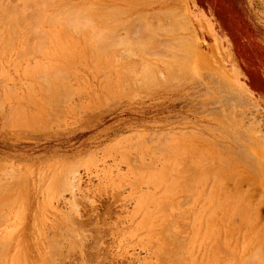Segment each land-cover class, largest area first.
Wrapping results in <instances>:
<instances>
[{"label": "rangeland", "instance_id": "obj_1", "mask_svg": "<svg viewBox=\"0 0 264 264\" xmlns=\"http://www.w3.org/2000/svg\"><path fill=\"white\" fill-rule=\"evenodd\" d=\"M22 1L0 4L19 18L0 19V264H264V0H24L31 16Z\"/></svg>", "mask_w": 264, "mask_h": 264}, {"label": "bare ground", "instance_id": "obj_2", "mask_svg": "<svg viewBox=\"0 0 264 264\" xmlns=\"http://www.w3.org/2000/svg\"><path fill=\"white\" fill-rule=\"evenodd\" d=\"M3 1H5V2H3ZM3 1H2L1 3H3V4L6 3V0H3ZM13 1H14V0H13ZM19 1H20V0H19ZM23 1H24V0H23ZM23 1H22V2H23ZM26 1H27V0H26ZM26 1H25V3L23 2V3L20 4V8L17 6V5L19 4V2H18V4L16 5V2H17V1L15 2V5H16V6H15V5H12V6L17 7L16 9H18V12H19V13L21 12L20 10L22 9V11H23V12H21V15H22L24 12H26L25 9H27V8H25V9H24V8H21V5L24 6V4H26ZM31 1H32V0H30V3H31ZM35 1H36V0H35ZM41 1H42V0H40V2H41ZM51 1H52V0H51ZM7 2H8V1H7ZM11 2H12V1H11ZM11 2L8 3V5H9L10 8L12 7L11 4H14V3H11ZM33 2H34V1H33ZM33 2H32V3H33ZM40 2L38 1V3H40ZM89 2H90V1H89ZM97 2H98V1H97ZM1 3H0V4H1ZM87 3H88V2H87ZM104 3H105V2H104ZM36 4H37V2H36ZM36 4L33 5V6H36ZM97 4H98V3H97ZM120 4H121V3H120ZM125 4H126V3H125ZM1 5H2V4H1ZM1 5H0V6H1ZM8 5H7V6H8ZM37 5H38V4H37ZM2 6H3V5H2ZM2 6H1V7H2ZM23 6H22V7H23ZM27 6H31V5H30V4L28 5V2H27ZM33 6H32V11H33V9H34ZM91 6H92V8L94 7L92 4H91ZM97 6H98V5H97ZM103 6H104V5H103ZM107 6H108V5H107ZM25 7H26V5H25ZM79 7H80V6H79ZM79 7H77V8L79 9ZM82 7H83V6H82ZM85 7H86V5L84 6L83 9H85L86 11H88ZM88 7H90V6H88ZM95 7H96V6H95ZM95 7H94V9H95ZM101 7H102V6H101ZM109 7H111V6H109ZM109 7H108V8H109ZM112 7H113V6H112ZM120 7H121V6H120ZM129 7H130V6H129ZM2 8H3V10H4L5 6L2 7ZM7 8H8V7H6V9H7ZM37 8H38V7H37ZM80 8H81V7H80ZM90 8H91V7H90ZM90 8H89V9H90ZM92 8H91V9H92ZM96 8H98V7H96ZM114 8H115V7H114ZM114 8H112V9L114 10ZM121 8H122V7H121ZM127 8H128V7H127ZM0 9H1V8H0ZM78 9L74 10L73 12L77 11ZM83 9H79V11L82 10L81 12H84L85 10H83ZM94 9H92V10L94 11ZM99 9H100V6H99ZM116 9H117V10H116L117 13H118L119 10H120V13H122L123 15H125V14L123 13L124 11L121 12V11H122L121 9H118V8H116ZM10 10L12 11L13 9L11 8ZM14 10H15V9H14ZM24 10H25V11H24ZM34 10H35V9H34ZM95 10H97V9H95ZM109 10H111V8L108 9V10H106V11L109 13ZM0 11H1V14H2V12H4L5 10L2 11V9H1ZM7 11H8V9H7ZM7 11H6V12H7ZM86 11H85V12H86ZM99 11H100V10H99ZM104 11H105V9H104ZM106 11H105V12H106ZM125 11H126V10H125ZM6 12H5V13H6ZM12 12H14V13L16 14V11H12ZM12 12H9V13L11 14ZM27 12L29 13L30 11H27ZM27 12H26L25 14H27ZM34 12H35V11H34ZM38 12H39V8H38ZM81 12H80V13L78 12L77 14L82 15V18H84V19H82L81 16H80L81 19H80V18H79V19H80L81 21L84 20L82 23H84L85 21H86L85 23H87V25L85 24L86 26L83 24V25L81 26V28L84 27V29H83V28H82V29L86 31V30H87V27H88V30H89V29H90V26H88V22H89V23H90V22H94V21H89V20H88V22H87V19L90 18V17L88 16L90 11H88V15H83L85 12L82 13V14H81ZM100 12H101V11H100ZM111 12H112V11H111ZM114 12H115V11H114ZM126 12H128V10H127ZM131 12H132V11H131ZM5 13H3L2 15L5 16ZM9 13L7 12L8 15H9ZM14 13H13L12 15H13V18L15 19L16 17H15V15H14ZM35 13L37 14V16L39 17V20H40V22H41L42 17H43L42 13H41V14H40V13H37V12H35ZM90 13H91V12H90ZM93 13H94V12H93ZM95 13H96V11H95ZM108 13H107V14H108ZM117 13H116V14H117ZM7 14H6V15H7ZM29 14H30V13H29ZM29 14H27V15H28V16H31V15H29ZM39 14H40V16H39ZM72 14H73V13H72ZM72 14H71V15H72ZM75 14H76V12H75ZM75 14H73L72 16L69 14V16H71V18H72V19H71L72 21H70V17H68V14H67L68 19L66 18V22H67L68 24L70 23V24H69L70 26H72V24H73V28H74V29H75L76 27L79 26L78 29H75V30L80 31L79 28H80V25H81L82 23H80V24L78 23L80 20L78 19V21H77L76 19H77L79 16H77V14H76L77 17H75ZM98 14H99V12H98ZM104 14L106 15V13H104ZM109 14H110V13H109ZM122 14H121V15H122ZM126 14H127V13H126ZM8 15L6 16L5 19L2 18V16L0 15V16H1L0 19H4V20H6V21H5L6 23L4 22L5 25L7 24V17H9ZM12 15H11L12 23H10V22H11V19H10V17H9V21H10V22L8 21V22H9V24H7L8 26H9L10 24H13V23L15 22V21H13L14 19L12 18ZM41 15H42V17H41ZM105 15H102V16H105ZM112 15H114V14H112ZM118 15H119V14H118ZM16 16H17V14H16ZM23 16H24V14H23ZM87 16H88V17H87ZM102 16H101V17H102ZM115 16H116V15H115ZM21 17H22V16H21ZM40 17H41V18H40ZM62 17H63V16H61V18H62ZM65 17H66V16H65ZM65 17H63V19H64L63 21H62V19L58 18L57 22H58V24H61V23L63 22L64 25L61 24V26H62L61 28H63V31H66L65 33L68 35V33H69V31H68L69 28H68V27H69V26H68V24H67L66 22L64 23V21H65ZM73 17H75V18H73ZM91 17H94V16L92 15ZM99 17H100V15L98 16V18H99ZM121 17H122V16H121ZM132 17H133V16H132ZM86 18H87V19H86ZM96 18H97V17H96ZM96 18H95V19H96ZM98 18H97V19H98ZM107 18L109 19V17H107ZM114 18L116 19V17H114ZM43 19H44V18H43ZM73 19H75V21H74ZM92 19H93V18H92ZM97 19H96V20H97ZM103 19H105V18L103 17ZM15 20L18 21L19 18L15 19ZM59 20H61V21L59 22ZM90 20H91V19H90ZM93 20H94V19H93ZM96 20H95V21H96ZM99 20H100V24H101V19L99 18V19H98V22H99ZM17 21H16V22H17ZM43 21H44V20H43ZM55 21H56V20H55ZM69 21H70V22H69ZM81 21H80V22H81ZM122 21H123V20H122ZM129 21H130V19H129ZM129 21H128V22H129ZM16 22H15V23H16ZM57 22H56V24H57ZM73 22H75V23H73ZM76 22L78 23V26H77V23H76ZM116 22H117V21H115L114 23L116 24ZM119 22L122 24L121 21H119ZM130 22H131V21H130ZM130 22H129V23L124 22V23H127V24L130 25ZM137 22H138V21H137ZM2 23H3V22H2ZM117 23H118V22H117ZM131 23H132V22H131ZM66 24H67V25H66ZM74 24H75V25H74ZM121 24H120V25L117 24V27H118V26H122ZM149 24H150V23H149ZM161 24H162V23H161ZM0 25H2V24H1V20H0ZM123 25H124V24H123ZM129 25H127L128 28H129ZM131 25H132V24H131ZM146 25H147V24H146ZM3 26H4V24H3ZM64 26H67V29H64ZM92 26H93V23H91V29H92ZM102 26H103V25H102ZM109 26H110V25H109ZM111 26H112V24H111ZM125 26H126V24H125ZM153 26H154V28L157 27V26H155V25H153ZM153 26H152L151 28H153ZM158 26H159V25H158ZM160 26H161V25H160ZM162 26H163V24H162ZM0 27H1V26H0ZM112 27H113V26H112ZM117 27H116V29L119 28V27H118V28H117ZM132 27H134V26H132ZM135 27H136V26H135ZM140 27H142V26H140ZM149 27H150V26H149ZM4 28H6L5 30L8 29L7 26L4 27ZM4 28H3V29H4ZM70 28H71V27H70ZM81 28H80V29H81ZM93 28H94V27H93ZM95 28H96V27H95ZM95 28H94V29H95ZM122 28L125 29V27H122ZM137 28H139V27H136V29H137ZM143 28H144V27H143ZM143 28H141V29L143 30V31H141V33L145 32L146 29H147V28L145 27V31H144ZM57 29H58V28H57ZM74 29H73V30H74ZM82 29H81V30H82ZM91 29H90V30H91ZM94 29H93L94 32H92V34H94V33L96 34V32H97V34H98V33H99L98 31H100V30H98V29L94 30ZM106 29L109 30V29H111V28H109V29L106 28ZM156 29H157V28H156ZM156 29H155V30H156ZM70 30H71L70 32L72 33V32H73L72 29H70ZM83 30H82V31H83ZM113 30H114V27H113ZM113 30L111 29V31L109 30V31H107V33H108V32L112 33ZM119 30H120V29H119ZM133 30H134V29H133ZM138 30H139V29H138ZM148 30H149V28H148ZM151 30H154V29H151ZM8 31H9V30H7V31H5V32L7 33ZM67 31H68V33H67ZM85 31H83V32L86 33ZM95 31H96V32H95ZM103 31L106 32V30H101L102 33H103ZM121 31H122V30H121ZM126 31H128L127 28H126ZM130 31H131V30H130ZM135 31H137V30H135ZM135 31H131L132 33L134 32V33L132 34L133 36H135V33H138V34L140 33V32H138V31H137V32H135ZM89 32H91V31H88V34L90 35L91 33H89ZM101 32H100V33H101ZM124 32H125V31H124ZM147 32H148V31H147ZM147 32H146V33H147ZM152 32H153V31H152ZM152 32L149 30V33H147V35L150 34V33H152ZM156 32H157V30H156ZM158 32H159V31H158ZM6 33H5V35H7ZM58 33H59V32H58ZM63 33H64V32H62V34H63ZM100 33H99V34H100ZM102 33H101V35H102ZM141 33H140V35H137V36L140 37V39H139V37H138V39H137V38H136V39H134V38H129V39H133L134 41H133V40H132V41L128 40V41H130L129 43H134V42L136 41L137 43H135V44L138 45V46L136 45L137 48L140 49V50L143 52V50L146 51V49H143L142 47H143L144 45L141 43V44H142V47H141V46L139 45V43L142 41V42L145 44L146 42L148 43V41H150L151 39H150V38H147V37H146L147 35L145 36L144 34H143V35H144V38H147V39H143V37H142V39H141ZM153 33H154V32H153ZM153 33H152V34H153ZM9 34H10V32L8 33V36L12 35V34H10V35H9ZM62 34H61V35H62ZM66 34H65V35H66ZM72 34H74V33H72ZM72 34H70V35L72 36ZM92 34L90 35L91 37H92ZM95 34H94V35H95ZM99 34H98V35H95V36H94L95 38L92 37V38L94 39V40H92V41H94L93 44H95V45H93V47L96 46V45H97V46L99 45V47H97V48H98V51H99V49L101 48V47H100V41H99V39H102V37L104 36V33H103L102 37L99 36ZM113 34H114V31H113L112 34H109V36H110V35H113ZM118 34H119V33H118ZM127 34H128V32H126V35H127ZM130 34H131V33H130ZM157 34H158V33H157ZM61 35H60V36H61ZM70 35H69V36H70ZM63 36H64V35H63ZM78 36H80V34L77 35V41H78ZM105 36H106V35H105ZM105 36H104V38H105ZM115 36H116V35H115ZM115 36H114V38H115ZM117 36H118V35H117ZM119 36L121 37V35H119ZM123 36H124V35H123ZM154 36H156L155 33H154ZM4 37H6V36H4ZM75 37H76V35L74 36V38H75ZM128 37H129V35L126 36L124 39L126 40V38L128 39ZM130 37H131V35H130ZM135 37H136V36H135ZM148 37H150V36H148ZM6 38H7V37H6ZM50 38H52V37H50ZM74 38L72 37L73 41H74ZM79 38H80V37H79ZM92 38H89V39H92ZM106 38H108V37H106ZM111 38H113V37H111ZM30 39H31V38H30ZM61 39H62V38H61ZM67 39H68V38H67ZM75 39H76V38H75ZM89 39H88V40H89ZM108 39H109V38H108ZM117 39H118V38H116L115 41H112V42H116ZM124 39H121V40H120V41H122V45H123V46H125V44H126L125 42L123 43V40H124ZM148 39H150V40H148ZM68 40H69V39H68ZM125 40H124V41H125ZM140 40H141V41H140ZM143 40H145V42H144ZM147 40H148V41H147ZM153 40H154V39H153ZM153 40H152V41H153ZM155 40H156V39H155ZM187 40H189V39H187ZM2 41H3V40H2ZM12 41H13V40H12ZM85 41H86V40H85ZM92 41H90V42H92ZM103 41H104V40H101V42H103ZM120 41H119V42H120ZM139 41H140V42H139ZM185 41H186V40H185ZM10 42H11V41H10ZM55 42H56V41H55ZM66 42H67V41H66ZM119 42H118L117 46L115 45L114 47H120L121 43H119ZM126 42H127V40H126ZM150 42H151V41H150ZM150 42H149V45H146V44H145V45H146L147 47L150 46V44H151ZM187 42H188V41H187ZM8 43H9V42H8ZM73 43H74V42H73ZM73 43L71 42V44H70V43H69V44L72 45ZM154 43H156V42H154ZM154 43H153V45H156V46H155L156 48H157V46L160 47V46L157 44V43H159V40H157V43H156V44H154ZM177 43H178V42H177ZM6 44H7V43H6ZM10 44H11V43H10ZM56 44H57V43H56ZM69 44H68V45H69ZM107 44H108V43H107ZM119 44H120V45H119ZM135 44H134V45H135ZM159 44H160V43H159ZM166 44H167V42H166ZM169 44H170V43H169ZM7 45H8V44H7ZM11 45H12V44H11ZM11 45H10V46H11ZM66 45H67V44H66ZM66 45H65V46H66ZM77 45H78V47H79V44H77ZM89 45H90V44H89ZM89 45H88V46H89ZM102 45H104V44H102ZM102 45H101V46H102ZM110 45H111V44H110ZM134 45H128V46H129V49H130L131 46H132V49H133V46H134ZM153 45H152L151 47L154 49ZM167 45H168V44H167ZM187 45H188V44H187ZM189 45H190V44H189ZM112 46H113V44H112ZM112 46H111V47H112ZM126 46H127V45H126ZM128 46H127V48H128ZM136 46H135V48H136ZM139 46H140L142 49L139 48ZM190 46H191V45H190ZM8 47H9V46H8ZM8 47H7V48H8ZM55 47H56V46H55ZM76 47H77V46H75L74 48H76ZM121 47H122V46H121ZM147 47H145V48H147ZM151 47H148V48L152 49ZM7 48H6V49H7ZM61 48H62V47H61ZM95 48H96V47H94V49H93L94 52H95V50L97 49V48H96V49H95ZM125 48H126V47H125ZM125 48H124V49H125ZM135 48H134L133 50H138L137 48H136V49H135ZM156 48H155V49H156ZM161 48H163V47H161ZM62 49H63V48H62ZM65 49H66V48H65ZM105 49H106V47H105ZM108 49H109V48H108ZM116 49H117V48H116ZM122 49H123V47H122ZM124 49H123V50H124ZM153 49H152V50H153ZM155 49H154V50H155ZM165 49H166V48H165ZM183 49H185V48H183ZM75 50L77 51V49H75ZM84 50H85V49H84ZM109 50H110V49H109ZM113 50L115 51V48H113ZM133 50H132V51H133ZM46 51H47V50H46ZM48 51H49V50H48ZM98 51H96V52H98ZM100 51L102 52L101 49H100ZM100 51H99V54H100ZM103 51H104V49H103ZM111 51H112V49H111ZM111 51H110V52H111ZM114 51H113V52H114ZM126 51H127V49H126ZM141 51H140V52H141ZM148 51H149V49H148ZM148 51H147V52H148ZM187 51H188V50H187ZM49 52H50V51H49ZM54 52H55V51H54ZM84 52H85V51H84ZM87 52H88V51H87ZM96 52H95V54H96ZM105 52H106V51H105ZM105 52H103V53H101V54H104ZM110 52H109V53H110ZM133 52H134V51H133ZM156 52H157V51H156ZM156 52H155V53H156ZM45 53H46V52H45ZM61 53H62V52H61ZM68 53H69V52H68ZM111 53H112V52H111ZM143 53H145V52H143ZM181 53H182V52H181ZM89 54H90V53H89ZM89 54H88V56H89ZM95 54H94V55H95ZM106 54H107V53H106ZM106 54H105V55H106ZM133 54H134V53H133ZM147 54H148V53H147ZM150 54H151V53H150ZM48 55H49V54H48ZM56 55H57V54H56ZM82 55L84 56V54H82ZM111 55H112V54H111ZM111 55H110V56H111ZM153 55H154V54H153ZM161 55H162V54H161ZM43 56H44V55H43ZM62 56H63V55H62ZM62 56H61V57H62ZM88 56H86L87 59H88ZM90 56H91V54H90ZM95 56H96V55H95ZM156 56H157V55H156ZM183 56H184V55H183ZM44 57H45V56H44ZM51 57H53V56H51ZM63 57H64V56H63ZM66 57H67V56H66ZM99 57H100V55H99ZM106 57H107V56H106ZM108 57H109V55H108ZM112 57H113V55H112ZM112 57H111V58H112ZM115 57H116V56H115ZM129 57H131V56L129 55ZM152 57H153V56H152ZM6 58H7V57H6ZM47 58H48V57H47ZM64 58H65V57H64ZM68 58H70V57H68ZM93 58H94V57H93ZM93 58H92V59H93ZM101 58H102V57H101ZM125 58H126V56H125ZM138 58H139V57H138ZM173 58H174V57H173ZM180 58H181V57H180ZM54 59H56V58H54ZM81 59H82V58H81ZM81 59L79 58L78 60H81ZM97 59H98V58H97ZM109 59H110V57H109ZM114 59L116 60V58H114ZM131 59H132V58H131ZM139 59H140V58H139ZM183 59H184L185 61L187 60V59H185V58H183ZM90 60H91V59H90ZM99 60H100V58H99ZM115 60H112V61H115ZM127 60H128V58H127ZM177 60H178V59H177ZM47 61H48V60H47ZM83 61H84V60H83ZM100 61H101V60H100ZM100 61H99V62H100ZM106 61H107V60H106ZM110 61H111V59H110ZM121 61H122V60H121ZM129 61H130V60H128V61H126V62L129 63ZM139 61H141V60H139ZM181 61H182V60H181ZM55 62L57 63V61H55ZM66 62H67V61H66ZM71 62H72V60H71ZM102 62H103V61H102ZM135 62H136V61H135ZM141 62H143V61H141ZM141 62H140V65H142ZM56 63H55V66H57ZM67 63H68V62H67ZM116 63H117V61H116ZM116 63H115V64H116ZM119 63H120V62H119ZM123 63H125V62H123ZM123 63L121 62V64H123ZM131 63H132V62H131ZM131 63H130V65H131ZM74 64H75V63H74ZM95 64H96V62H95ZM135 64H137V63H135ZM61 65H62V64H61ZM61 65L59 64L57 67H54V68H53V66H51L49 72H51V74H52V73H53L52 71H53V70H56V68H58V67L60 66L58 69H60L61 71H63V73H62L60 70L57 69V70L55 71V72H57V73H56V74L53 73V74H55V77H57V79H58V76H59V79H58V80L61 81V83H63L62 80L64 79V81H65V77H64V76L66 75V73H64V72H66V71H64V70H65L66 67H64V66L61 67ZM67 65L69 66L70 64L68 63ZM85 65H86V64H85ZM104 65H105V64H103V66H104ZM125 65H126V67L128 66L127 64H125ZM43 66H44V65H43ZM43 66H42V67H43ZM71 66H72V65H71ZM97 66H98V65H97ZM118 66H119V65H118ZM131 66H132V65H131ZM134 66H135V65H134ZM136 66H137V68H139L138 65H136ZM136 66H135V68H136ZM42 67H41V68H42ZM44 67H46V66H44ZM63 67H64V70L61 69V68H63ZM69 67H70V66H69ZM100 67H102V65L99 66V68H100ZM115 67H116V66H115ZM129 67H130V66H129ZM129 67H128V68H129ZM143 67H144V64H143ZM143 67H141V68L143 69ZM145 67H146V66H145ZM52 68H53V70H51ZM67 68H68V67H67ZM85 68H86V67H85ZM112 68H113V67H112ZM120 68H122V67L120 66V67H119V70H121ZM131 68H132L133 71H135V68H134L133 66H132ZM131 68H129L130 71L128 70L130 73H131V71H132ZM133 68H134V69H133ZM141 68H139V69H141ZM45 69H46V68H45ZM139 69H136V70L139 71V74H141V77L144 76V75H146V76L148 75V73H149V72L147 73V71H148L147 69H148V68H146V71L144 70L145 68H144L143 70L141 69V71H140ZM42 70H43V69H42ZM46 70H48V69H46ZM68 70H69V69H68ZM123 70H124V69H123ZM59 71H60V73H59ZM98 71H99V69H98ZM100 71H101V70H100ZM126 71H127V70H126ZM128 71H127V72H128ZM138 71H136V72L138 73ZM143 71H144V72H143ZM41 72H42V71H41ZM46 72H48V71H46ZM49 72H48V75H49ZM67 72H68V71H67ZM129 72H128V73H129ZM140 72H141V73H140ZM76 73H77V72H76ZM97 73H98V72H97ZM121 73H122V72H121ZM124 73H125V72H124ZM128 73H127V74H128ZM130 73H129L128 76H130ZM133 73H134V72H133ZM133 73H131V74L133 75V78L136 79V78L138 77V74H136V73L133 74ZM143 73H146V74L143 75ZM174 73H175V72H174ZM51 74H50V76H51ZM53 74H52V76H51L50 79L48 78V79L50 80V81L48 80L49 83H50L51 81H53L54 78H55ZM58 74H59V75H58ZM60 74H62V75L64 74V76H62V75H60ZM125 74H126V73H125ZM135 74H136V75H135ZM177 74H178V73H177ZM68 75H69V73H68ZM132 75H131L130 77H132ZM149 75H150V74H149ZM149 75H148V77H149ZM72 76H73V75H72ZM92 76H93V75H92ZM108 76H109V75H108ZM114 76H115V75H114ZM139 76H140V75H139ZM151 76H153V75H151ZM46 77H47V76H46ZM52 77H53V79H52ZM60 77H62V78H60ZM70 77H71V76H70ZM172 77H173V76H172ZM68 78H69V76H68ZM94 78H95V77H94ZM119 78H120V77H119ZM119 78H118V79H119ZM122 78H123V77H122ZM151 78H152V77H151ZM60 79H61V80H60ZM66 79H67V78H66ZM120 79H121V78H120ZM131 79H132V78H131ZM135 79H134V80H135ZM137 79H138V78H137ZM139 79H140V77H139ZM141 79H142V78H141ZM58 80H57V81H58ZM67 80H68V79H67ZM107 80H108V79H107ZM107 80H106V81H107ZM144 80H145V78H143V80H140V81H137V82H139V84H140V82H141V84H142L141 86H143V83L145 82ZM146 80H148V81L151 80V82H153V78H152V79L147 78ZM59 81H58V82H59ZM120 81H121V80H120ZM143 81H144V82H143ZM154 81H155V80H154ZM58 82H57V84H58ZM142 82H143V83H142ZM146 82H147V81H146ZM151 82H150V83H151ZM49 83H48V84H49ZM55 83H56V82H55ZM61 83H59V84H61ZM148 83H149V82H148ZM57 84H54V85H57ZM106 84H107V83H106ZM120 84H121V83H120ZM145 84H147V83H145ZM49 85H51V83H50ZM63 85H64V84H63ZM115 85H116V84H115ZM135 85H136V84H135ZM65 86H69V85H66V84H65ZM46 87H48V86H46ZM51 87H53V85H51ZM56 87H57V88H56ZM58 87L60 88V87H63V86H61V85L58 86V85H57V86H55V89H54V90L59 89ZM114 87H115V86H114ZM66 88L68 89L69 87H66ZM106 88H107V87H106ZM46 89H47V88H46ZM62 89H63V88H62ZM72 89H73V88H72ZM107 89H108V88H107ZM113 89H115V88H113ZM50 90H51V89H50ZM54 90H53V91H54ZM64 90H65V88H64ZM118 90H119V89H118ZM120 90H122V89H120ZM66 91H67V90H66ZM69 91H70V90H69ZM111 91H112V90H111ZM114 91L116 92V90H114ZM44 92H45V91H44ZM44 92H43V93H44ZM55 92H56V93H55ZM57 92H58V93H57ZM59 92L61 93V92H64V91H59V90L54 91V95H53V97H54L55 99L60 100L59 98L64 97V96H62L63 93L59 94ZM46 93H48V92H46ZM52 93H53V92H52ZM52 93H51V97H52ZM65 93H66V92H65ZM70 93H71V92H70ZM116 93H117V92H116ZM58 94L61 95L62 97H59ZM66 94H67V96H68V93H66ZM56 95H58V96L56 97ZM63 95H65V94H63ZM115 95H116V94H115ZM53 97H52L51 99L49 98L52 102L55 101V99H54ZM68 97H69V96H68ZM68 97H67V98H68ZM52 99H53L54 101H53ZM51 101H50V102H51ZM56 101H57V100H56ZM60 102H61V101H60ZM59 106H61V105H59ZM59 106H58V107H59ZM52 107H53V106H52ZM54 107H55V106H54ZM54 107H53V108H54ZM56 108H57V107H56ZM41 109H42V108H41ZM59 112H60V111H59ZM2 113H3V112H2ZM61 113H62V112H61ZM48 116H49V115H48ZM48 119H49V118H48ZM31 120H33V118H32ZM40 126H41V125H40ZM195 148H196V147H195ZM186 152H187V151H186ZM194 153H196V152H194ZM171 155H172V154H171ZM191 155H192V154H191ZM163 156H167V155L164 154ZM169 156H170V153H169ZM172 156H173V155H172ZM205 156H206V155H205ZM169 158H170V157H169ZM182 158H183V157H182ZM182 158H181V159H182ZM186 158H187V157H186ZM137 159H138V158H137ZM178 159H179V158H178ZM176 160H177V159H176ZM193 160H194V161H197V159H194V158H193L191 162H193ZM186 161H187V160H186ZM139 162H140V161H139ZM168 162H169V161H168ZM189 162H190V161H189ZM179 163H180V162H179ZM213 163H214V162H213ZM139 164H140V163H139ZM141 164H143V163H141ZM182 164H183V163H181V165H182ZM184 164H185V163H184ZM187 165H188V164H187ZM187 165H185V167H186ZM189 165H190V164H189ZM195 165H196V164H195ZM198 165H199V164H198ZM209 165H210V164H209ZM147 166H149V165H147ZM147 166H146V167H147ZM164 166H165V165H164ZM167 166H168V165H167ZM192 166H194V165L191 164L190 168H191ZM150 167H151V166H149L148 168H149V169H152V167H151V168H150ZM182 167H184V166H182ZM185 167H184V168H185ZM197 167H198V166H197ZM206 167H207V166H206ZM206 167H205V168H206ZM165 168H166V167H165ZM167 168H168V167H167ZM212 168H213V167H212ZM153 169H154V168H153ZM153 169H152V170H153ZM155 169H156V168H155ZM157 169H158V168H157ZM180 169H181V168H180ZM187 169H188V168H187ZM192 169H195V168L193 167ZM210 169H211V168H210ZM210 169H209V170H210ZM188 170H189V169H188ZM201 170L203 171L204 169H201ZM205 170H206V169H205ZM177 171H178V170H177ZM189 171H190V170H189ZM192 171H194V170H192ZM197 171H198V170H196V172H197ZM165 172H167V171H165ZM165 172H164V173H165ZM185 172H186V171H185ZM170 173H171V172H170ZM186 173H188V171H187ZM191 173H192V172H191ZM199 173H201V172H199ZM230 173H231V172H230ZM196 174H197V173L193 174L192 177L196 176ZM201 174H202V173H201ZM201 174H200L199 176H201ZM208 174H209V173H208ZM171 175H172V174H171ZM174 175H175V174H174ZM188 175H190V176H188ZM188 175H187L188 177H191V174H188ZM175 176H176V175H175ZM230 176H231V174H230ZM222 177H223V176H222ZM222 177H221V178H222ZM193 179H194V178H193ZM197 179H198V178H197ZM199 179H200V178H199ZM199 179H198V180H199ZM238 179H239V178H238ZM1 180H2V179H1ZM182 180H183V178H182ZM188 180H189V178H188ZM190 180H191V178H190ZM143 181H144V180H143ZM179 181H181V180H179ZM183 181H184V180H183ZM206 181H207V180H206ZM213 181H214V180H213ZM197 182H198V181H197ZM135 183H136V182L134 181V184H135ZM177 183H178V182H177ZM188 183H189V182H188ZM0 184H1V183H0ZM6 184H7V183H6ZM214 184H215V182H214ZM236 184H237V183H236ZM2 185H3V184H2ZM4 185H5V184H4ZM136 185H137V183H136ZM178 185H179V184H178ZM180 185H181V184H180ZM182 185H183V184H182ZM193 185H194V184H193ZM0 186H1V185H0ZM141 186H142V185H141ZM168 186H170V185H168ZM212 186H213V185H212ZM215 186H216V185H215ZM215 186H213L212 189H215V190H216V188H214ZM1 187H2V186H1ZM4 187H5V186H4ZM190 187H191V186H190ZM221 187L223 188V186H221ZM221 187H220V190H221ZM5 188H6V187H5ZM136 188H137V187H136ZM169 188H170V187H169ZM173 188H174V186H173ZM191 188H192V187H191ZM200 188H202V187H199V189H200ZM233 188H234V186H233ZM1 189H2V188H1ZM1 189H0V190H1ZM171 189H172V188H171ZM185 189H186V188H185ZM189 189H190V188H189ZM212 189H211V190H212ZM223 189H224V188H223ZM225 189H226V188H225ZM234 189H235V188H234ZM183 190H184V188H183ZM200 190L202 191V189H200ZM235 190H236V189H235ZM1 191H2V190H1ZM184 191H185V190H184ZM232 191H233V190H232ZM168 192H169V191H168ZM180 192H182V190H181ZM0 193H1V192H0ZM2 193H3V192H2ZM219 193H220V192H219ZM228 193H229V192H228ZM174 194H175V195H178L177 193H174ZM199 194H200V193H199ZM234 194H235V192H234ZM175 195H174V197H175ZM230 195H231V194H230ZM0 196H1V195H0ZM168 196H169V195H168ZM188 196H189V195H188ZM226 196H227V194H226ZM232 196H233V195H232ZM183 197H184V196H183ZM220 197L223 198V195L220 196ZM230 197H231V196H230ZM210 198H211V197H210ZM226 198H227V197H226ZM226 198H225V199H226ZM160 199H161V198H160ZM167 199H168V198H167ZM169 199H170V196H169ZM188 199H189V202H191V199H190V198H188ZM217 199H218V198H217ZM201 200H202V199H201ZM8 201H9V200H8ZM166 201L168 202V200H166ZM208 201H209V199H208ZM208 201H207V202H208ZM2 202H3V201H2ZM160 202H161V203H160L161 206H159V207H162L161 209H163L162 201H160ZM167 202H166V203H167ZM0 203H1V202H0ZM4 203H5V202H4ZM6 203H7V202H6ZM164 203H165V202H164ZM166 203H165V204H166ZM168 203H169V202H168ZM191 203H192V202H191ZM239 203H240V202H239ZM160 204H159V205H160ZM165 204H164V205H165ZM179 204H180V203H179ZM187 204H188V203H187ZM228 204H229V203H228ZM1 205H2V203H1ZM205 205H206V203H205ZM238 205H239V204H238ZM150 206H151V205H150ZM165 206L167 207L168 205L166 204ZM206 206H207V205H206ZM227 206H228V205H227ZM254 206H255V205H254ZM168 207H169V206H168ZM174 207H175V206H174ZM190 207L192 208V206H190ZM222 207H223V206H222ZM185 208H186V207H185ZM185 208H184V211H185ZM164 209H165V208H164ZM164 209H163V210H164ZM166 209H167V208H166ZM168 209H169V208H168ZM168 209H167V210H168ZM222 209H223V208H222ZM1 210H2V209H1ZM182 210H183V209H182ZM220 210H221V209H220ZM168 211H169V210H168ZM186 211H187V209H186ZM217 211H218V210H217ZM188 212H189V211H188ZM0 213H1V211H0ZM170 213H171V212H170ZM172 213H173V212H172ZM3 214H4V213H3ZM180 214H182V213L180 212ZM186 214H187V213H186ZM225 214H226V213H225ZM169 215H171V214H169ZM183 215H184V214H183ZM216 215H217V214H216ZM5 216H6V213H5ZM174 216H175V215H174ZM178 216H181V215L178 214ZM187 216H188V215H187ZM197 216H198V215H197ZM182 217H183V216H182ZM230 217H231V216H230ZM163 218H165V217L163 216ZM169 218L171 219V216H170ZM173 218H175V217H173ZM179 218H180V217H179ZM179 218L177 217L176 219H179ZM215 218L217 219V217H215ZM235 218H236V217H235ZM188 219H189V217H188ZM188 219H187V220H188ZM224 219H225V218H224ZM232 219H233V218H232ZM237 219H238V218H237ZM183 220H186V219H183ZM211 220H212V219H211ZM211 220H210V222H212ZM229 220H231V219H229ZM141 221H142V220H141ZM165 221H166V220H165ZM165 221H164V222H165ZM172 221H173V220H172ZM172 221L170 220L169 223L172 222ZM218 221H219V220H218ZM254 221H256V220H254ZM174 222H175V221H174ZM184 222H185V221H184ZM210 222H209V223H210ZM162 223H163V221H162ZM175 223H176V222H175ZM209 223H208V224H209ZM216 223H217V222H216ZM219 223H220V222H219ZM232 223H233V221H232ZM234 223H236V222H234ZM234 223H233V224H234ZM143 224H144V223H143ZM156 224H157V223H156ZM160 224H161V222H160ZM171 224H172V223H171ZM185 224H186V223H185ZM195 224H196V223H195ZM208 224H207V225H208ZM229 224H230V223H229ZM233 224H231V225H233ZM236 224H238V223H236ZM240 224H241V223H240ZM183 225H184V224H183ZM210 225H212V223H211ZM218 225H219V224H218ZM231 225H229V226H231ZM161 226H163V225L161 224ZM167 226H168V228H170V227H169L170 224H169V225L167 224L166 227H167ZM187 226H188V225H187ZM219 226H220V225H219ZM223 226H224V225H223ZM66 227H67V226H66ZM178 227H180V226H178ZM231 227H232V226H231ZM257 227H258V226H257ZM157 228H158V227H157ZM181 228H183V227H181ZM181 228H180V229H181ZM184 228H185V227H184ZM227 228H228V227H227ZM225 229H226V228H225ZM232 229H233V227H232ZM232 229H230V232H228L229 234L231 233ZM250 229H251V227H250ZM259 229H261V228H259ZM48 230H49V229H48ZM69 230H70V229H69ZM169 230H170V229H169ZM181 230H182V229H181ZM218 230H219V229H218ZM251 230H252V229H251ZM49 231H50V230H49ZM183 231H184V229H183ZM185 231H186V229H185ZM185 231H184V232H185ZM226 231H228V230H226ZM57 232H58V231H57ZM60 232H61V231H60ZM74 232H75V231H74ZM74 232H73V233H74ZM161 232H162V229H161L160 231L158 230V233H161ZM163 232H165V231H163ZM181 232H182V231H181ZM218 232H219V231H218ZM246 232H247V231H246ZM51 233H52V232H51ZM158 233H157V234H158ZM179 233H180V232H178V234H179ZM185 233H186V232H185ZM238 233H239V232H238ZM248 233H249V232H248ZM248 233H247V234H248ZM263 233H264V232H263ZM45 234H46V233H45ZM68 234H69V233H68ZM68 234H67V235H68ZM76 234H77V233H75V235H76ZM162 234H163V233H162ZM164 234H165V233H164ZM167 234L169 235V232H168V231H167L166 235H167ZM247 234H246L245 236H247ZM56 235H58V234L56 233ZM60 235H61V234H60ZM60 235H59V236H60ZM62 235H63V234H62ZM70 235H71V234H70ZM150 235H151V234H150ZM153 235H156V233L153 234ZM166 235H165V236H166ZM171 235H172V234H171ZM173 235H174V234H173ZM175 235H176V234H175ZM64 236H65V235H64ZM68 236H69V235H68ZM76 236H77V235H76ZM169 236H170V235H169ZM176 236H177V235H176ZM229 236H230V235H229ZM237 236H238V235H237ZM237 236H236V240H237ZM243 236H244V235H243ZM245 236H244V239L246 240ZM257 236H258V235H257ZM69 237H70V236H69ZM72 237H73V235H72ZM157 237H158V236H157ZM170 237H171V236H170ZM170 237H169V238H170ZM178 237H179V235H178ZM181 237H182V236H181ZM185 237H186V236H185ZM217 237H218V236H217ZM163 238H164V235H163ZM166 238H167V237H166ZM183 238H184V237H183ZM69 239H70V238H69ZM69 239H68V240H69ZM72 239H73V238H72ZM159 239H160V238H159ZM161 239H162V238H161ZM172 239H173V238H172ZM174 239H175V237H174ZM178 239L181 240L180 237H179ZM178 239H176V240H178ZM184 239H185V238H184ZM184 239H183V240H184ZM251 239H252V238H251ZM229 240H230V239H229ZM245 240H244V241H245ZM163 241H164V239H163ZM171 241H172V240H171ZM171 241H170V242H171ZM173 241H174V240H173ZM184 241H186V240H184ZM160 242H161V241H160ZM225 242H226V241H225ZM4 243H5V242H4ZM179 243H180V241H179ZM235 243H236V242H235ZM235 243H234V244H235ZM257 243H258V242H257ZM5 244H7V243H5ZM5 244H4V246H6ZM156 244H157V242H156ZM159 244H160V243H159ZM165 244H166V242H165ZM167 244H168V243H167ZM170 244H171V243H170ZM184 244H185V243H182L183 246H184ZM0 245L2 246L3 244H0ZM49 245H50V244H49ZM51 245H54V244L52 243ZM77 245H78V244H77ZM77 245H76V247H77ZM151 245H153V244L151 243ZM180 245H181V244H180ZM219 245H220V244H219ZM253 245H254V244H253ZM80 246H81V245H80ZM52 247H53V246H52ZM56 247H57V246H54L53 249L56 248ZM70 247H71V246H70ZM76 247H75V248H76ZM164 247H165V246H164ZM167 247H168V245H167ZM181 247H182V246H181ZM188 247H189V246H188ZM188 247H187V248H188ZM225 247H226V246H225ZM233 247H234V246H233ZM233 247H232V248H233ZM2 248H3V247H2ZM2 248H1V249H2ZM60 248H61V247H60ZM75 248H74V249H75ZM215 248H217V247H215ZM223 248H224V246H223ZM257 248H258V251H260L261 247H257ZM257 248L254 249V250H252V252L254 251L253 253L257 252L256 255L261 253V252L258 253V251H255V250H257ZM259 248H260V249H259ZM47 249H48V248H47ZM78 249H79V248H78ZM169 249H170V247H169ZM173 249H174V248H173ZM226 249H227V247H226ZM167 250H168V249H167ZM227 250H228V249H227ZM57 251H58V250H57ZM78 251H79V250H78ZM159 251H160V250H159ZM165 251H166V250H165ZM170 251H171V250H170ZM172 251H173V250H172ZM218 251H219V250H218ZM232 251H233V250H231V252H232ZM52 252H53V251H52ZM54 252H55V251H54ZM54 252H53V253H54ZM58 252H59V251H58ZM67 252H68V251H67ZM161 252H162V251H161ZM235 252H236V251H235ZM252 252H251V254H252ZM47 253H48V252H47ZM53 253H52V254H53ZM162 253H163V252H162ZM165 253H166V252H165ZM223 253H224V252H223ZM225 253H226V252H225ZM227 253H228V252H227ZM48 254H49V253H48ZM48 254H47V255H48ZM166 254H167V253H166ZM166 254H165V255H166ZM171 254H172V253H171ZM175 254H176V253H175ZM175 254H174V255H175ZM217 254H218V253H217ZM229 254H231V253L229 252ZM232 254H234V251H233ZM232 254H231V255H232ZM243 254H244V252H243ZM247 254H248V253H247ZM262 254H263V253H262ZM49 255H50V254H49ZM163 255H164V254H163ZM168 255H169V252H168ZM172 255H173V254H172ZM214 255H216V254H214ZM227 255H228V254H227ZM234 255H235V254H234ZM236 255H237V254H236ZM236 255H235V256H236ZM12 256H13V255H12ZM45 256H46V255H45ZM176 256H177V255H176ZM176 256H175V258H176ZM178 256H179V255H178ZM223 256H224V255H223ZM241 256H242V254H241ZM55 257H56V255H55L52 259H54ZM163 257H164V256H163ZM163 257H162V258H163ZM166 257H167V256H166ZM233 257H234V256H233ZM248 257H249V256H248ZM261 257H263V256L261 255ZM47 258H48V257H47ZM49 258H50V256H49ZM169 258H170V257H169ZM169 258H168V259H169ZM182 258H184V257L182 256ZM209 258H210V257H209ZM50 259H51V258H50ZM168 259H167V260H168ZM184 259H185V258H184ZM11 260H12V259H11ZM14 260H15V259H14ZM47 260H48V259H47ZM83 260H84V259H83ZM83 260H81V263H82ZM165 261H166V260H165ZM165 261H164V262H165ZM169 261H172V260L170 259ZM220 261H221V260H220ZM226 261H227V260H226ZM13 262H14V261H13ZM17 262H18V260H17ZM84 262H85V261H84ZM166 262H167V261H166ZM177 262H179V260H177ZM177 262H175V263H177ZM180 262H181V261H180ZM217 262H219V260H218ZM217 262H216V263H217ZM221 262H222V261H221ZM221 262H219V263H221ZM173 263H174V262H173ZM219 263H218V264H219ZM35 264H36V263H35ZM163 264H164V263H163ZM199 264H200V263H199Z\"/></svg>", "mask_w": 264, "mask_h": 264}]
</instances>
